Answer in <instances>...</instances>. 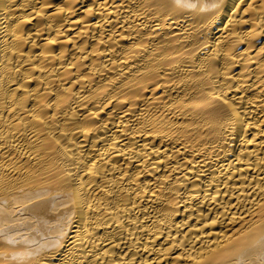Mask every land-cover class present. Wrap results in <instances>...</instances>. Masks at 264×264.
<instances>
[{"label":"bare ground","instance_id":"1","mask_svg":"<svg viewBox=\"0 0 264 264\" xmlns=\"http://www.w3.org/2000/svg\"><path fill=\"white\" fill-rule=\"evenodd\" d=\"M0 264H264V0H0Z\"/></svg>","mask_w":264,"mask_h":264}]
</instances>
